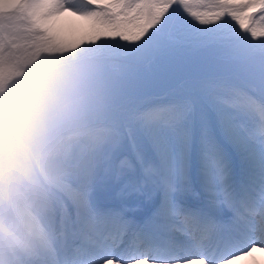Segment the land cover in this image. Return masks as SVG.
<instances>
[{
	"label": "snow or ice",
	"instance_id": "obj_1",
	"mask_svg": "<svg viewBox=\"0 0 264 264\" xmlns=\"http://www.w3.org/2000/svg\"><path fill=\"white\" fill-rule=\"evenodd\" d=\"M65 13L87 40L53 34ZM256 249L264 0H0V264Z\"/></svg>",
	"mask_w": 264,
	"mask_h": 264
},
{
	"label": "bare ground",
	"instance_id": "obj_2",
	"mask_svg": "<svg viewBox=\"0 0 264 264\" xmlns=\"http://www.w3.org/2000/svg\"><path fill=\"white\" fill-rule=\"evenodd\" d=\"M64 17L67 20V26L68 28H74V35H75V38H76V41H81V40H86V37L85 35L88 34V36L90 35L89 34V31L90 33H92V29L89 30L91 28V21H90V24L87 23V25L89 24V27H85L88 29V31L85 29V28H81L79 25H78V22L82 19L81 17L79 16H74V15H71L69 13H65V14H62L61 16L57 17L54 19L53 23L55 24V27H56V24L58 22L61 21V18ZM79 18V19H78ZM88 22V20H87ZM57 28V27H56ZM67 29V28H66ZM56 31V30H55ZM60 34V33H59ZM58 35V34H57ZM62 37V36H61ZM68 38V37H67ZM70 38V37H69ZM74 39V38H73ZM76 43V42H75ZM68 44V43H67ZM232 264H264V251L260 250V249H256L255 251H253L251 253V255H241L239 258L235 259Z\"/></svg>",
	"mask_w": 264,
	"mask_h": 264
},
{
	"label": "rangeland",
	"instance_id": "obj_3",
	"mask_svg": "<svg viewBox=\"0 0 264 264\" xmlns=\"http://www.w3.org/2000/svg\"><path fill=\"white\" fill-rule=\"evenodd\" d=\"M79 19V18H78ZM67 20L68 19H66V18H64V17H62L61 18V21L60 22H58L57 24H56V27H55V24L52 22V31H53V34L59 39V40H61V41H63L64 43H68V44H73V43H75V42H78V41H76V38H75V35H74V28H68V26H67ZM87 23H89L90 24V21L88 20V22H87V20L86 19H81L79 22H78V25L83 29V28H85V27H89V24L87 25ZM91 25V28L89 29V30H91L92 29V24H90ZM87 27V28H88ZM67 28V29H66ZM87 28H85L87 31H88V29ZM56 30V31H55ZM60 33V34H59ZM58 34V35H57ZM89 34L91 35L92 33H90V31H89ZM89 35V36H90ZM62 36V37H61ZM88 34H86L85 35V37H86V40L88 39ZM68 37V38H67ZM70 37V38H69ZM74 38V39H73Z\"/></svg>",
	"mask_w": 264,
	"mask_h": 264
}]
</instances>
